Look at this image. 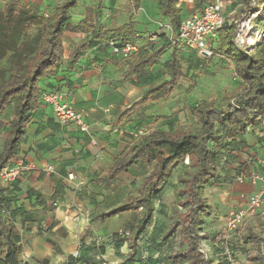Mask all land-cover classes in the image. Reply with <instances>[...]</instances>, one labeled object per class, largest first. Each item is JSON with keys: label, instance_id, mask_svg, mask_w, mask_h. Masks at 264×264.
<instances>
[{"label": "crops", "instance_id": "crops-1", "mask_svg": "<svg viewBox=\"0 0 264 264\" xmlns=\"http://www.w3.org/2000/svg\"><path fill=\"white\" fill-rule=\"evenodd\" d=\"M104 2L102 0L100 7ZM141 2L143 0H137V9L128 14L125 22L107 25L102 19H98L97 26H103L105 31H114L126 25L132 15L129 31L142 34L154 31L158 22L167 23V19L160 16L154 0H147L145 4ZM192 2L193 0H179L177 6L181 8L183 18L195 13ZM223 4L225 23H229L230 19L241 13L244 0H223ZM78 5L79 0L70 12L75 11ZM95 7L98 8L96 14L101 12L103 15L104 9H99L97 4ZM83 18H86L85 14L79 15L76 22L70 24L75 26ZM261 18L264 19V16ZM89 25L92 31L97 27L90 21ZM66 34H70L73 43L65 49ZM90 35L91 32H64L63 60L51 75L40 81L39 89L40 92L58 91L64 94V100L81 113L90 125L94 143L75 125L61 126L54 118L51 107L41 101L38 103L25 125V135L14 157L23 159L27 168L13 183L0 181V197L2 207L6 210V219L17 230L16 253L4 264H69V258L75 252H79L82 258L103 264H109L106 257L112 252L114 264H119L125 259L124 250L129 252L127 240L123 236L111 234L123 229L124 225L127 230L123 233L128 234L141 218L142 210L119 214L104 222H99L96 216L122 203L119 195L124 194L127 189L114 188L117 178L146 165L133 167L127 173L116 176L108 186L97 182V179L112 165L116 155L124 156L141 136L156 129L166 131L162 125L175 123L176 119L171 115L173 113H164V109L160 105L157 108L152 99H148L127 118L118 120L120 114L139 100L149 87L158 85L167 78L170 47L164 48L151 67L140 74L124 78L129 62L138 53L164 46L166 38H160L150 46L143 40H135L139 50L128 59H119L107 47L99 45L101 40H95L89 43L77 63L69 68L71 49ZM262 43L264 48V40ZM262 54L264 56V52ZM178 60L182 75L174 92H181L185 85L182 79L186 78H192L195 87L190 90L187 85L185 93L201 91L203 87H200L199 74L204 72L214 82H218L217 78L221 76H227L231 80L230 87L224 93L243 91V84L230 78L233 65L224 58L212 56L206 59L193 50L178 49ZM182 109L181 103L179 111ZM191 112L196 123L193 108ZM10 119L11 117L9 121ZM2 122L4 126L0 127V152L2 136L8 125V122L6 125L5 121ZM217 135L221 137L219 150L222 155L215 163V180L202 187L207 196L206 199L202 198L206 200L209 210V215L203 218L224 220L230 208L244 207L247 198L257 190L256 185L246 180L236 182L235 177L252 171H263L264 148L261 144L264 143V125L249 128L243 135H224L221 131ZM48 168L52 170L51 173L47 171ZM68 173L73 174L72 181L67 180ZM78 183L81 186H77ZM168 184L169 181L153 200L151 221L136 241L137 259L141 258L144 248L139 244L141 237L151 234L154 216L165 213V209L161 208L165 207L164 196L169 192ZM176 184L173 183L170 188L174 204H171L167 217L177 200L174 195ZM101 208L105 210L99 212ZM259 218L264 224V216ZM252 219L247 218L245 222ZM120 241L121 246H117Z\"/></svg>", "mask_w": 264, "mask_h": 264}, {"label": "trees", "instance_id": "trees-1", "mask_svg": "<svg viewBox=\"0 0 264 264\" xmlns=\"http://www.w3.org/2000/svg\"><path fill=\"white\" fill-rule=\"evenodd\" d=\"M131 1L135 11L137 0ZM154 1L160 16L167 19L175 36L184 19L181 16V8L177 6L179 0ZM209 2L210 0H193L192 6L195 13H202L204 6ZM263 3L264 0H244L241 13L235 16L236 20L233 23H225L218 30L217 39L212 47V56L224 58L233 65L234 79L243 84V91L223 93L220 104L212 100L196 103L192 107L196 127L192 129L174 133L156 129L141 136L124 156L116 155L112 165L97 179V182L108 186L114 182L116 176L127 173L133 167L139 165L152 167L151 176L139 189L138 197L128 199L117 207L96 216L99 222H104L119 214L142 210V216L137 224L131 227L128 234L123 233L119 236L127 240L129 249L125 259L119 264H134L133 261L140 260L136 258L138 255L136 241L151 221L153 200L167 184L172 170L183 164L186 159H188L190 171L184 173L186 178L182 176L178 179L179 186L174 190L177 200L171 209V214L167 217L168 228L163 235L166 238L177 230L185 247L172 250L165 255V258L170 264H209V260L199 251L201 237L198 227L202 218L209 215L208 206L200 196L199 190L216 177L215 163L222 155L219 150L221 137H218V132L221 131L224 135H243L249 128L263 125L264 56L262 53L264 48L262 42L264 37L250 53L237 49L233 44L235 22L242 16L257 11ZM76 4L77 0H61L49 15H39L34 6L23 3L21 0H7L3 5L0 15V127L4 126L2 117L10 107L11 119L2 136L0 170L15 157L25 135V125L40 102L42 93L39 89L40 81L51 75L63 60L64 32L78 34L91 32L89 38L80 40L71 49L69 68L77 63L91 41L101 40L99 43L101 45L104 40L120 35L132 37L133 40L136 34L129 31L132 15L126 25L114 31H105L101 25L92 31L87 18H83L77 25L72 26L68 14ZM101 4L102 0H97V5ZM262 16L260 14L256 20H261ZM31 26H39V33L35 38L25 41L26 33ZM108 34L110 36L107 37ZM160 38H166V44L138 53L129 62L124 78L140 74L151 67L164 48L169 46L167 78L160 84L149 87L139 100L120 114L118 118L120 121L137 111L148 99H168L178 85L182 71L178 60V48L171 42L174 37L170 38L162 34ZM16 241L17 230L7 221L6 210L2 207L0 197V255L2 256L0 264H4L16 253ZM121 243L122 241L117 246H121ZM242 243L258 248L256 253L247 257L249 262L264 264V238L247 228L242 235ZM68 263L103 264L100 261L94 262L82 258L79 252L76 257L71 256Z\"/></svg>", "mask_w": 264, "mask_h": 264}, {"label": "rangeland", "instance_id": "rangeland-1", "mask_svg": "<svg viewBox=\"0 0 264 264\" xmlns=\"http://www.w3.org/2000/svg\"><path fill=\"white\" fill-rule=\"evenodd\" d=\"M6 1L7 0H0V15L2 14V8ZM60 1L61 0H21L23 3L34 6L39 15H49L54 6ZM146 1L147 0H143L141 3L145 4ZM95 4H97V0H79L78 8L75 11L70 12V23L76 22L79 15L85 14V17L94 24V27L97 26L98 19H102L107 25L121 24L126 21L128 14L133 11L131 0H105L103 6H99V9H104V13H102L103 15H101V12L96 14L98 8L95 7ZM83 9L86 11L85 13L83 12ZM78 10L81 12L79 13ZM235 20V18L230 19L229 23H233ZM263 20L264 19L258 21L256 20L255 26L257 28H263L264 30ZM39 29V26H31L26 33L25 41L35 38V36L39 33ZM70 37V34H66L64 39L65 49L67 45L73 43V41L70 40ZM199 75L201 76L199 78L200 87H203L202 89L200 88L201 91L199 90L194 93H189L190 91H187V93H185L184 91L187 85L190 87V90L195 87L193 86V83L195 82L192 78H186L184 79L185 81L182 79L185 85H183V88L181 86V92H174L168 99L155 100L154 105H156L157 108H159L160 105V108L164 109V113H173L171 115H174L176 119L175 123L162 125V128H164V130L168 133H174L179 130L192 129L196 127L191 108L202 100H212L216 104H220L222 94L227 87H230L231 80L227 78V76H221L220 78H217L218 82H214L211 76L205 72L202 73V75ZM195 77L198 78L197 76ZM230 78L235 80L233 74H231ZM181 103L183 104V109L179 111ZM10 117L11 107L2 117V120L5 121V125L9 121ZM144 131H146V129L141 132L144 133ZM1 132H3V130H1ZM188 163V159H186L183 164L175 167L170 173L168 179L169 184L167 185L169 192L166 196H164L165 207L161 208L165 209V213L156 214L153 220L155 223L150 230L151 234L141 237L139 244L144 248L142 249L143 251L141 253L140 260H138V262L133 261L134 264H170L166 260L165 255L170 253L172 250H179L185 247L184 241L177 230L166 238L163 237V235L166 233L168 228L166 215L170 210L169 208L171 204H174V196L170 193V188L173 183H177L175 186H179L178 179L180 177L183 176L182 178H186V174L184 173L190 171ZM151 173V166H140L134 168L133 171L127 175L119 176L116 180L114 188L122 189L123 187H126L127 189L124 194L121 193L119 195L120 201L123 203L128 199L138 197L139 189L146 183L151 176ZM72 191L75 190L73 189ZM199 194L201 197L206 199L207 196L203 193L202 189L199 190ZM178 209L181 210L179 207ZM103 210L105 209L101 208L99 212H102ZM224 222L225 221L223 219L219 218L202 219V222L198 227V233L201 237L199 250L204 253V256L209 260V264H254L249 262L247 257L256 253L258 248L250 245H244L242 243V235L244 230L249 228L252 229L254 233H257L264 238L263 221L259 218V216H255L252 220L245 222L238 232L233 235H228L225 232ZM125 226L126 225L122 226L123 229H120V231L115 230V232H112L111 235L116 234V236L119 237V235H122L123 232H126L127 229H125ZM127 254L128 252L124 250L123 256ZM113 256L114 254L109 252L106 257L108 260H106L107 263L114 264L112 260Z\"/></svg>", "mask_w": 264, "mask_h": 264}, {"label": "built area", "instance_id": "built-area-1", "mask_svg": "<svg viewBox=\"0 0 264 264\" xmlns=\"http://www.w3.org/2000/svg\"><path fill=\"white\" fill-rule=\"evenodd\" d=\"M251 5L253 6V3ZM260 14L264 16V3L257 11L248 13L235 22L233 44L237 49L250 53L263 39V28H257L254 24ZM225 22L223 0H210L204 6L202 13H193L182 19L175 36L169 23L158 22L154 31L136 33L133 40L132 37L120 35L104 40L101 46L107 47L114 56L127 59L139 50L135 40H143L147 45H152L157 43L160 35L165 34L170 38L174 37L171 42L178 49L193 50L198 56L209 59L212 56V47L217 39V32ZM40 101L51 107L54 118L61 126L75 125L81 133L89 138L90 142L94 143L90 125L81 113L75 111L64 100V94L58 91H44L41 93ZM262 124L264 125V118ZM261 147L264 148V143L261 144ZM26 168L23 159L13 158L0 170V181L13 183ZM47 171L52 172L50 168ZM66 178L68 181H72L74 176L72 173H68ZM245 180L256 185L257 190L247 198L244 207H232L227 211L224 227L228 235L238 232L247 218L264 216V164L262 172L252 171L235 177V181L239 183ZM77 186H81V183H78ZM199 251L204 255L201 250ZM76 256L77 252L73 254V257Z\"/></svg>", "mask_w": 264, "mask_h": 264}]
</instances>
